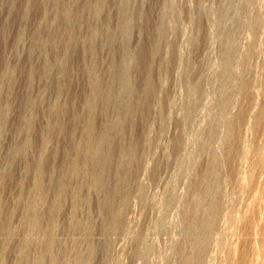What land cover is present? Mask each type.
<instances>
[{
    "label": "rangeland",
    "instance_id": "obj_1",
    "mask_svg": "<svg viewBox=\"0 0 264 264\" xmlns=\"http://www.w3.org/2000/svg\"><path fill=\"white\" fill-rule=\"evenodd\" d=\"M204 198L264 264V0H0V264H184Z\"/></svg>",
    "mask_w": 264,
    "mask_h": 264
},
{
    "label": "bare ground",
    "instance_id": "obj_2",
    "mask_svg": "<svg viewBox=\"0 0 264 264\" xmlns=\"http://www.w3.org/2000/svg\"><path fill=\"white\" fill-rule=\"evenodd\" d=\"M108 140H109V136L106 133H103L102 134V144L106 143ZM98 155H99V153H98ZM111 155L112 154H110L109 152L102 151V160L103 161L107 160V158H108L107 156H111ZM95 156H96V152H95ZM100 175L102 177V181L104 180V177L106 176L103 171H102V174H101V171H99V175L97 176V180H95V182H97L98 184H99V181L101 180ZM200 194H203L206 198L209 196L211 197L208 182H206V184L204 185V188L201 190ZM206 198L201 199V202H198V205H197L195 212L200 213V215H199L198 221L196 222L195 234H194V236H193V238L189 244L190 249L192 250L193 254L189 257L183 256L184 257V259H183L184 264H205L204 263V257H205V253H206V247L209 244L210 236H211L210 234H211V226H212L211 223L212 222H211L210 216L212 215V212H213L212 211L213 206L206 205V201H207ZM34 220L35 221L32 222L33 226L37 227L36 229L39 230L40 225L38 224L37 219H34ZM143 251H145V250H143ZM36 258H38V257H36ZM1 259H2V257L0 255V262H1ZM25 259H26V257H25ZM73 259H74L73 261L75 262V264H84V262H85V260H84L85 258L82 255L76 256ZM68 260L69 259H66V261H68Z\"/></svg>",
    "mask_w": 264,
    "mask_h": 264
}]
</instances>
